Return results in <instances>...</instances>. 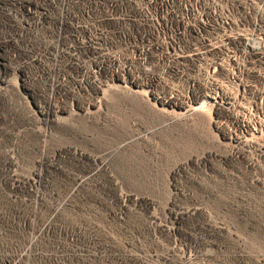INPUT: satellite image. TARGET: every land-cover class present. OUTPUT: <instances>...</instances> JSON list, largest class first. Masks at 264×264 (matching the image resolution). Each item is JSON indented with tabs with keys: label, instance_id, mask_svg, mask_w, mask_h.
Returning a JSON list of instances; mask_svg holds the SVG:
<instances>
[{
	"label": "rangeland",
	"instance_id": "374dc122",
	"mask_svg": "<svg viewBox=\"0 0 264 264\" xmlns=\"http://www.w3.org/2000/svg\"><path fill=\"white\" fill-rule=\"evenodd\" d=\"M0 264H264V0H0Z\"/></svg>",
	"mask_w": 264,
	"mask_h": 264
},
{
	"label": "built area",
	"instance_id": "2783aa9c",
	"mask_svg": "<svg viewBox=\"0 0 264 264\" xmlns=\"http://www.w3.org/2000/svg\"><path fill=\"white\" fill-rule=\"evenodd\" d=\"M192 9L193 6H191L190 9H187V12L190 13ZM157 22L159 26L163 27V29L166 30L168 29L169 25H171L165 22L163 18L160 21L157 19ZM193 33L199 34V31H197L192 25H189L184 22H179L177 23V30H175V32H172L170 34V37H166L163 41L160 40L158 36H154L153 34H147L146 36L143 35L142 43H145V45L142 47V49L137 51V58H140V60H142L144 64H147L148 62H154L155 59L153 58L157 54L162 57V59H158V62L166 63L165 61H168L173 58L175 64H169L167 69H169V72H171L175 76H184L185 66L189 63H194L201 57V52L199 50H190L188 51V53L192 54L185 55L186 53L184 50V39L186 37H189ZM170 54H173V57L170 56ZM219 64V62L215 64H210L207 65L206 68L208 69V72H211L212 70L216 71V68H218L217 66ZM173 65L174 67H172ZM155 78L161 81L163 80V78ZM155 78L152 76L150 78V83L152 85L157 82ZM189 85L191 86V88H194L195 86L202 87L198 82L194 80L190 81ZM155 100L159 103L172 102L176 105L178 104V102H180V99L178 100L173 94V92H165L162 97H157V99ZM180 104H182V102Z\"/></svg>",
	"mask_w": 264,
	"mask_h": 264
}]
</instances>
